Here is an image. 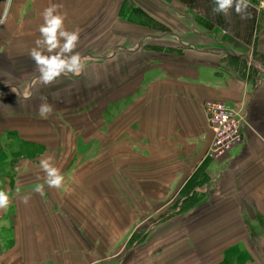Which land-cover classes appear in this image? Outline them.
<instances>
[{
	"label": "crops",
	"instance_id": "0c3cea01",
	"mask_svg": "<svg viewBox=\"0 0 264 264\" xmlns=\"http://www.w3.org/2000/svg\"><path fill=\"white\" fill-rule=\"evenodd\" d=\"M24 2L12 3L0 25V84L13 83L0 90V189L10 194L0 209V264H253L264 255L258 0H249L244 18L213 12V0ZM50 3L62 5L67 29L75 22L88 29L80 40L94 47L108 38L101 50L118 47L85 65L72 85L30 80L39 71L29 54L35 42L15 36L18 26L20 36L39 32ZM116 26L121 34L111 36ZM30 82L38 99H17L13 89ZM44 97L52 112L41 119ZM209 100L248 114L245 143L225 155L209 154ZM68 113L79 121L71 150L48 137L54 127L70 128L56 119ZM48 156L64 182L36 192Z\"/></svg>",
	"mask_w": 264,
	"mask_h": 264
},
{
	"label": "clouds",
	"instance_id": "9594fccd",
	"mask_svg": "<svg viewBox=\"0 0 264 264\" xmlns=\"http://www.w3.org/2000/svg\"><path fill=\"white\" fill-rule=\"evenodd\" d=\"M13 0H3L2 11H0V24H4L8 19L9 11ZM213 12L228 15L235 12L244 18L248 12L249 0H213ZM62 7L58 3H50L44 9L43 24L39 27L40 37L35 41V47L30 50V56L36 62L39 70V80L45 84L50 83L62 74L79 75L85 66V57L74 51L79 40L80 30H68L64 21L66 13L59 9ZM13 91H15L13 89ZM25 95H29L25 93ZM37 115L41 119H46L52 112V105L47 102V98H42ZM53 157L48 156L41 159L39 166L46 173L43 184L36 186L35 191L43 193L44 185L49 188L60 189L64 182V175L60 169L52 163ZM25 202L28 197H24ZM10 202V194L4 189H0V209L6 208Z\"/></svg>",
	"mask_w": 264,
	"mask_h": 264
},
{
	"label": "rangeland",
	"instance_id": "374dc122",
	"mask_svg": "<svg viewBox=\"0 0 264 264\" xmlns=\"http://www.w3.org/2000/svg\"><path fill=\"white\" fill-rule=\"evenodd\" d=\"M14 3H16V8L17 9H19L20 7H21V5H23L25 2H24V0H16V1H14L13 0V4ZM2 7L3 6H1V11H2ZM14 7V6H13ZM15 8V9H16ZM10 13V12H9ZM73 13H70L69 15L71 16ZM77 14H79V13H76V15ZM78 16V15H77ZM68 17V15L66 14V17H65V23H66V19H68L67 18ZM21 18V16H19L18 17V19H20ZM8 20H9V15H8V19L6 20V22L3 24V26H5V25H7V22H8ZM68 20H70V19H68ZM67 24H69V25H71V22H69V23H67ZM0 25H2V24H0ZM76 25V26H75ZM18 28V30L16 31V34H15V36L16 37H29L30 36V38H33V41L35 42V40L37 39V38H39L40 37V32H35V31H32V32H29V33H27L26 35H24V36H20V35H23L22 33H20V26H18L17 27ZM76 28H79V30H80V34L79 35H81V37H82V34L83 33H85V32H87V30L88 29H83V28H80L79 27V25H78V22H75V24H74V27L73 28H70V29H68V30H74V29H76ZM96 29H98L99 31H101V33H102V35H104V33H105V29L104 28H100V27H97ZM109 30V29H108ZM109 31H111V30H109ZM109 34H111V36L112 35H120L121 34V32H119V30H118V28H117V26L116 27H114L113 29H112V31L109 33ZM103 37V36H102ZM36 38V39H35ZM98 39H99V37H98ZM103 39V41L102 42H99V43H97L94 47L93 46H90L89 45V43H87V40L86 39H84L83 40V38H81V40H80V37H79V40H78V43H77V47H76V49H74V51H76V52H79L80 54H81V56L82 57H85L86 58V60H85V65H87V64H90V63H96V64H98V63H100V62H102L104 59H101V58H104V57H106V56H109L110 55V53L112 52V51H114L115 49L117 50V48L118 47H114L112 50L111 49H107L106 51H103V50H101V47H103L104 45H103V43L106 41V40H108V38H102ZM99 44H101V45H99ZM33 46H35V44H33ZM89 66L90 65H88L87 66V70H85V73L88 71V68H89ZM85 67V66H84ZM37 68H38V66H37ZM85 69V68H84ZM97 70H95V72H94V75H93V78H94V80L96 81V82H98V79H99V76H98V74H97V72H96ZM36 73L30 78V80L32 79L33 81H35V83H39L40 82V80H39V75H40V73H39V71H37V69H36V71H35ZM84 71L82 70L81 71V73L79 74V75H74V74H62L61 76H59L60 77V79L61 80H64V81H60V82H64L65 84H70V85H72V83H73V81H77L81 76H83L84 74ZM59 77H57V78H59ZM63 77V78H62ZM18 78L20 79L21 77H20V75H18ZM29 80V81H30ZM15 83H18V82H15ZM13 83H12V81H11V83L10 82H8V81H5V82H3V83H1L0 84V90H2V89H5V91H10L9 89H10V85H12ZM19 84V83H18ZM32 85V83L30 82V84L29 83H27L25 86H22V88H24V90H23V92H21V91H19L18 89L17 90H15L16 92H15V94H16V97H17V99H25L24 97L26 96L25 95V93H28L29 95H27V96H30V95H32L33 94V98L34 99H38L37 97H38V92H37V94H36V92H31L30 91V86ZM32 87V86H31ZM5 91H3V92H5ZM37 95V96H36ZM40 96V95H39ZM30 99V98H29ZM56 115V114H55ZM84 116V120L86 121V120H88V117H86L85 115H83ZM56 119L57 120H59V121H61L62 120V122L61 123H64L65 125L66 124H69L70 125V128H63L62 126H58V127H54L53 129H56V131L55 132H53L52 134H50V135H48V137H49V139H54V140H57V138H59L60 139V143H64L65 144V146L68 148V149H72L73 147H74V144H73V136H72V126L74 125V124H79V121L77 120V118L75 117H73V113H68V114H65V115H57L56 116ZM84 120H82L81 122H83ZM46 122L47 121H49V120H45ZM59 124V125H62V124ZM51 128V127H50ZM50 128H48V129H50ZM74 129H75V131H77V129L75 128V126H74ZM63 137H64V139H63ZM88 146H85V145H83V148H87ZM67 160H70V158H69V156H68V158H67ZM66 160V161H67ZM166 214V211H164V212H162L161 213V216L162 215H165ZM262 221V219H258V227L260 228V229H262V228H264V225H263V227H262V224H260V222ZM262 237V236H261ZM262 238H264V236L262 237ZM257 248H258V250L259 251H264V244H260V243H257ZM243 254V253H242ZM243 256H244V258L245 259H249L250 257H249V255L247 254V253H245V254H243ZM254 259V258H253ZM255 261H253V264H264V255H262V254H260V253H258V255H257V257L254 259ZM232 263V261L230 262V264Z\"/></svg>",
	"mask_w": 264,
	"mask_h": 264
},
{
	"label": "built area",
	"instance_id": "2783aa9c",
	"mask_svg": "<svg viewBox=\"0 0 264 264\" xmlns=\"http://www.w3.org/2000/svg\"><path fill=\"white\" fill-rule=\"evenodd\" d=\"M264 8V0H258ZM205 112L209 126L214 132L209 154L221 156L233 147L246 141V130L250 127L246 109H237L223 100L206 101Z\"/></svg>",
	"mask_w": 264,
	"mask_h": 264
}]
</instances>
